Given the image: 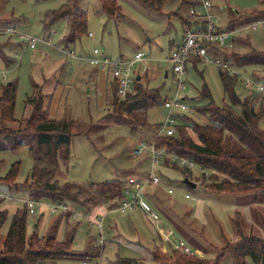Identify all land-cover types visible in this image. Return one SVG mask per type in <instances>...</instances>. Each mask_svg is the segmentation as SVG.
I'll return each instance as SVG.
<instances>
[{"label":"rangeland","instance_id":"1","mask_svg":"<svg viewBox=\"0 0 264 264\" xmlns=\"http://www.w3.org/2000/svg\"><path fill=\"white\" fill-rule=\"evenodd\" d=\"M67 2L68 0H0V45L8 41L7 45H4L7 60L12 61L15 58V63L9 66L0 58V92L2 84L17 81L15 118L22 119L29 115L30 108L25 101L36 91L34 83L41 85L49 77L50 84H43V89L54 93L51 115L53 113L58 118L93 124L110 111V85L107 87L104 101L103 93L95 81H88L84 74H74L76 65L84 69L92 66L88 58L93 55L94 48H100L103 51L102 56L112 60L119 57L131 59L137 50L146 51L149 54V86L160 87L163 99L177 95L186 98L190 109L179 116L180 118L188 115L193 117L192 120L202 123L206 121L205 117H198L199 113L193 109L194 106L199 107L209 102V99L199 98L204 82L210 87L213 100L217 104H222L223 100L227 99L219 67L204 60L188 64L183 77L187 88L177 94L178 86L172 72L170 56L173 48L183 40L181 16H190L188 3L182 0H166L161 12H154L138 0H118L122 16L109 17L100 11L99 0H81L79 8L86 11L88 17L87 33L67 47L64 44V36L69 30L70 20L62 19L45 28L46 13L60 8ZM214 2L223 9L224 23L230 10L248 16L247 21L242 23V31L229 35L226 45L228 50L244 53L256 48L264 51V27L252 30L244 26L256 19L252 14L254 11L263 9L261 0ZM8 27L14 28L15 32L8 33ZM23 35L36 36V47L31 48ZM236 35H242L239 38V42H243L242 45L234 39ZM71 51L75 53L74 57L70 54ZM241 71V85L239 84L237 89L243 97L251 93L244 86V78L254 74L264 81V69L249 67ZM145 82L144 85H148ZM253 96L257 102L263 101L264 108V95L254 93ZM168 114V109L162 103L148 111L147 120L155 126L163 123ZM180 122L181 119L178 118L177 124ZM1 125L0 118V128ZM261 126H264V115ZM148 129L149 133L143 132L145 129L132 130L129 126L113 124L101 129L94 128L90 136H74L69 161L61 163L57 178L60 183L74 181L85 184L89 181L115 178L127 180L130 176L144 175L145 169L149 171L146 156L132 159L131 145L134 140L152 137L154 127ZM189 134L195 137L191 129ZM18 160L20 168L17 180L25 181L33 168L28 146H23L18 151L0 149V176H5ZM195 171L200 173L198 169ZM163 172L173 180L165 179L158 172L161 178L160 186L151 185L143 191L144 198L160 216L161 223H158V226L148 213L139 206H134L124 214L115 211L107 213L103 220L102 235L100 229L96 225H90L86 218H67V215L62 214L64 212L50 213L48 210L43 216L41 213L29 215L28 231L47 234L51 225L61 217L58 238L63 239L65 229H70V226L80 222L73 246L78 255L70 260H61L58 264H93L95 261L101 264H118L119 257L143 259L144 264H161L151 259V250L159 243L163 253H171L168 245L165 247L160 238L158 227L170 229L174 227L172 223L183 229L179 232L173 228L175 232L171 238L172 242L183 239L193 246L189 241L192 239L201 246L202 249L193 247L201 250L202 257L214 259L219 249L237 239L231 219L236 211H241L244 215V228L247 232L264 234V195H258L257 201L252 202V196L248 195L236 197L213 194L204 191L206 182L202 180H198L196 187L190 189L182 182L184 175L181 171L172 169ZM169 189H172L173 193H170ZM186 193H190L191 198H186ZM28 199L29 192L25 187L11 189L7 184L0 182V209L8 211V218L0 232V249L4 239L2 234L8 232L17 208L22 207ZM44 201L52 203L48 199ZM73 206L77 207L75 204ZM98 211L96 209L92 215ZM221 264H233L231 256H224ZM248 264L255 263L248 259Z\"/></svg>","mask_w":264,"mask_h":264},{"label":"trees","instance_id":"2","mask_svg":"<svg viewBox=\"0 0 264 264\" xmlns=\"http://www.w3.org/2000/svg\"><path fill=\"white\" fill-rule=\"evenodd\" d=\"M80 1L68 0L60 8L52 9L46 13L45 28L62 19L70 20L69 30L64 36V44L67 47L87 33L88 17L86 11L79 8ZM99 1L100 11L107 16H122L118 0ZM138 1L148 10L154 12H161L166 2V0ZM182 1L188 4L192 3L189 0ZM261 2L264 6V0ZM214 4L215 8L222 13L221 6L215 2ZM252 14L256 19L261 18L262 15L264 17V7ZM247 18V14H239L230 10L222 29L235 30L243 25L242 23L247 21ZM181 19L183 27L185 24H191L189 15L181 16ZM241 37L242 35H236L234 39L242 45L243 42H239ZM5 42L0 45V58L9 66L15 63V58L12 61L7 60L4 45H7L8 41ZM228 49L229 47L220 46H212L210 49L212 53L223 57L235 68L236 72L233 73L219 67L227 99H224L222 104H217L213 100L210 87L207 82H204L199 98L209 99V102L199 107L194 106L193 109L199 113L198 117L203 116L206 121L202 123L192 120L193 117L188 115L185 118L178 117L181 122L176 125L173 135H158V128L162 122L153 126L147 120L148 111L162 103L165 106L168 99L167 97L162 98L160 87L149 86L147 71L139 72L140 79L135 81L133 91L125 99L119 97L118 80L112 77L110 82L112 109L93 124L51 115L50 108L54 93H49L46 88L43 89V84L46 82V85L50 84L48 80L51 77L45 79L41 85L34 83L36 91L25 101L30 108V113L22 119H17L14 116L17 81L12 80L2 84L0 92L2 122L0 149L18 151L23 146H28L33 159V168L25 181L19 182L17 179L20 160H18L5 176H0V182L7 184L11 189L25 187L29 192V199H48L51 202H64L72 207L75 204L76 209L91 213L95 212L98 206L105 207L108 210L107 213L114 210L121 212L118 208L126 197L129 178L127 180L115 178L89 181L85 184L74 181L60 183L57 178L61 163L69 161L74 136L78 134L90 136L94 128L101 129L117 124L140 131L154 127V131L152 130L154 136L148 141H154L156 147L164 148L169 153L192 159L201 169L210 174L207 179L204 172L197 173L196 169L181 167L167 157L164 165L162 164L158 171L165 179L173 180L163 170L176 169L183 173L184 179L187 178L195 182L196 185L199 183L198 180L205 181L204 191L209 193L236 197L248 195L252 196V202L257 201L258 195H264V126H261L264 108L263 101L257 102L253 95L262 93L252 88L248 89L251 93L242 97L241 91H238L237 87L239 84L241 85L239 73L242 72L241 70H246L249 67L264 69V51L252 48L240 53L231 52V49ZM202 61L199 56H194L190 62L196 64ZM251 77L255 81L264 82L254 74ZM144 82L148 85H144ZM189 119L192 121H188ZM189 129L195 137L189 134ZM141 175L143 176V174ZM184 179L182 182L188 188L193 189L194 187L186 184ZM45 213L44 211L41 215L43 216ZM62 214L67 215V218L73 217L72 210ZM29 215L28 205L25 201L23 206L17 208L14 213L8 232L1 233L4 239L0 249V264H58L61 260H70L73 256L78 255L73 246L80 222L70 226V229H65L64 237L61 239L58 238L61 217L51 225L47 234L41 235L36 231L29 233ZM7 218L8 211L0 209V232ZM231 219L237 239L228 242L226 246L219 249L214 259L186 255L176 250L172 242L167 244L171 250L169 254L163 253L159 248L161 244L156 243L157 245L151 250V259L161 264H221L222 258L230 255L233 264H248V259L255 264H264V234L247 232L244 228V215L241 211H236ZM262 222L264 225V221ZM155 223L157 226L158 223L156 221ZM172 225L179 232L183 230L176 223H172ZM100 234H102V228ZM191 240L189 241L194 244L195 248H201L197 242ZM117 263L144 264V260L119 257Z\"/></svg>","mask_w":264,"mask_h":264},{"label":"built area","instance_id":"3","mask_svg":"<svg viewBox=\"0 0 264 264\" xmlns=\"http://www.w3.org/2000/svg\"><path fill=\"white\" fill-rule=\"evenodd\" d=\"M189 13L191 24H185L183 27L184 36L180 44L173 48L170 56L172 62V72L177 82V94L184 91L187 86L184 80L186 67L191 61L192 57L199 56L206 62L213 63L218 67L236 72L231 63L223 57L216 55L210 51L212 46L226 47L227 40L230 34H236L242 31L241 28L229 31L222 29L224 19L222 13L215 8L214 0H189ZM264 27V17L255 19L250 22L246 28L258 30ZM8 33H14L15 29L8 27ZM92 35V33H89ZM26 41L29 42L31 48L36 47L37 37L33 35H23ZM100 48H94L93 55L88 58L91 65L99 66L103 70H112L113 77L118 80V95L120 98L125 99L134 89L135 81L139 72L148 70V56L149 54L144 50H137L135 56L131 59L119 58L112 60L107 56H102ZM73 57L75 53H70ZM4 78V77H3ZM244 85L248 89H256L258 92L264 94V82L255 81L252 77L244 78ZM165 107L168 109L169 114L165 121L158 128V135H173L177 125V119L189 110V106L185 101V97L174 96L168 98L165 102ZM149 155L151 168L146 175L137 177L131 176L128 179L129 188L126 190V197L121 201L118 210L122 213H127L134 206L141 207L146 213L149 214L157 223H160V216L154 210L152 205L143 196V191L149 186H160L161 178L156 170V166L161 164L165 158L169 157L172 161L178 163L181 167H188L190 169H198L204 172L206 176H210L209 172L201 169L192 159L187 157H180L173 153L167 152L164 148H158L154 141L145 139L134 140L131 145V158L138 159ZM172 193L173 190L169 189ZM186 198H190L191 194L186 193ZM29 214L32 216L42 214L48 210L50 213H60L72 210L73 217H83L89 221L90 225H96L102 228L103 219L106 215V209L103 206H98L96 209L99 211L97 214L92 215L91 212H85L82 209H76L70 204L64 202L47 203L41 199H28L27 201ZM101 211V212H100ZM162 241L165 245L172 242L174 230L173 228L164 229L158 227ZM102 235V234H100ZM174 248L186 255L202 256L201 250L195 249L186 240L180 239L177 242H172ZM93 264H101L95 261Z\"/></svg>","mask_w":264,"mask_h":264},{"label":"crops","instance_id":"4","mask_svg":"<svg viewBox=\"0 0 264 264\" xmlns=\"http://www.w3.org/2000/svg\"><path fill=\"white\" fill-rule=\"evenodd\" d=\"M223 17V16H222ZM258 19V18H257ZM254 21V20H253ZM249 24V23H248ZM248 24L244 25V26H247ZM243 25H241L240 27H242ZM238 27V28H240ZM238 33V32H237ZM93 54V53H92ZM92 56V55H91ZM119 58H123V57H119ZM118 58V59H119ZM90 64V63H89ZM76 69H74V74L75 75H80V74H84L87 76V79L88 81H95L96 82V85L98 86V89L103 93V98H104V101H105V94H106V90H107V87L110 85V82L112 80V77H113V74H112V70H103L101 69L99 66H95V65H92L90 68L88 69H84V68H80V66H77L75 67ZM168 76V73L166 72L165 73V77ZM110 77V78H109ZM102 105V104H101ZM52 115L54 116L55 114L52 113ZM143 132H147L149 133V130L146 128ZM142 133V132H141ZM154 134L152 135V137H148L147 139L151 140L153 138ZM141 139H145L147 140L146 138H141ZM145 159H147V162L149 163L148 164V169L150 170L151 168V162H150V157L149 155H147L145 157ZM161 166V164H159L158 166H156V170L159 171V167ZM150 167V168H149ZM145 173L147 172L146 169L144 171ZM142 176V175H141ZM131 177V176H130ZM137 177H140V176H137ZM115 212H117L116 210H114ZM106 213L108 212V210L106 209L105 211ZM161 223V222H160ZM159 223V224H160ZM158 226V225H157Z\"/></svg>","mask_w":264,"mask_h":264},{"label":"water","instance_id":"5","mask_svg":"<svg viewBox=\"0 0 264 264\" xmlns=\"http://www.w3.org/2000/svg\"><path fill=\"white\" fill-rule=\"evenodd\" d=\"M137 79H140V76H137ZM184 182L186 183V184H188V185H191V186H193V187H195L196 186V183L195 182H192V181H190L189 179H184Z\"/></svg>","mask_w":264,"mask_h":264}]
</instances>
